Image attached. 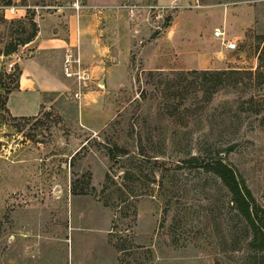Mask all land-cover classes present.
I'll list each match as a JSON object with an SVG mask.
<instances>
[{
  "label": "rangeland",
  "instance_id": "374dc122",
  "mask_svg": "<svg viewBox=\"0 0 264 264\" xmlns=\"http://www.w3.org/2000/svg\"><path fill=\"white\" fill-rule=\"evenodd\" d=\"M98 1L117 4L122 34L116 43L121 66L101 74L109 80L103 96L92 90L103 89L98 75L83 87L89 92L84 108L73 95V78L67 92L46 95L30 119H11L0 102V264L27 263L30 250L20 255L21 247H36L43 233L52 241L48 264L59 256L64 264H77L78 256L84 264L85 251L93 259L101 255L103 264H117L120 256L128 264H236L238 252L223 248L237 218L214 175L165 170L150 160L130 177L125 207L103 204L100 190L109 168L116 177L127 164L111 163L107 145L137 153L140 137L148 153L177 161L232 143L226 161L264 204V0ZM67 2L10 0L25 7L5 16L7 0H0V96L19 67L22 44L5 50L31 22L38 29V11ZM153 3L176 5L159 11ZM215 27L236 47L228 48ZM191 68L242 72L236 82L225 76L208 98L202 76L178 73ZM81 187L87 192H77ZM119 235L122 252L115 246Z\"/></svg>",
  "mask_w": 264,
  "mask_h": 264
},
{
  "label": "crops",
  "instance_id": "0c3cea01",
  "mask_svg": "<svg viewBox=\"0 0 264 264\" xmlns=\"http://www.w3.org/2000/svg\"><path fill=\"white\" fill-rule=\"evenodd\" d=\"M76 4L79 6L76 7ZM116 5L98 0H68L67 3L50 5L52 9L41 14L38 11L35 36L16 52L15 62L20 69L18 87L12 89L6 99V106L12 115H36L46 102V95L61 94L70 89V77L63 73L66 49L78 55L83 66L89 69L91 78L100 76L98 85H107L109 80L101 74L113 72L121 66L116 44L122 36L118 29L121 23L113 13L117 12ZM104 88L92 90L103 96ZM88 94L85 92L80 96L82 108V98ZM37 236L36 247L30 245L27 248L25 245V250L20 249V255L22 251L30 250V255L24 254L25 264H48L47 261H50L48 247L52 242L51 237L47 233ZM84 257V264H103L101 255L93 259L85 251ZM57 260V264H64L61 256ZM79 260L78 256L77 264Z\"/></svg>",
  "mask_w": 264,
  "mask_h": 264
},
{
  "label": "trees",
  "instance_id": "16d2710c",
  "mask_svg": "<svg viewBox=\"0 0 264 264\" xmlns=\"http://www.w3.org/2000/svg\"><path fill=\"white\" fill-rule=\"evenodd\" d=\"M8 3H10V0H7L6 4ZM20 22L21 24H24L23 21ZM31 24V30L23 37H19L11 47L7 48L4 52L5 54L11 53L18 45L28 42L35 36L37 27L35 22H31ZM14 70L15 71L11 73V81L6 84L4 94L0 96L1 106L11 119H30L34 117V115H12L6 106L8 93L12 89L18 87L20 69L17 68V70ZM148 71L150 74L154 73L152 70ZM241 72V69L234 68H191L178 73H189L196 77L202 76V78H204L203 84L205 83L204 86L208 92L207 97L210 98V95L220 88L221 85H218L219 82L222 84L223 79L227 76L228 78H233L236 82L238 80V75ZM207 81L210 83L207 84ZM138 141L139 151L137 153L129 152L128 149L117 143L106 146V153L111 160V163L116 164L119 161H126L127 164L125 165L123 163V165H120L122 171L116 177L115 169L109 168L105 172L104 181L100 190L103 204L109 205L113 202L120 208H122V206L125 207L130 196H127L129 189L125 192L126 188H129L128 181L130 177L135 176L138 169L140 172H143L142 162L144 161L149 162L152 160L151 162L163 167L165 170H172L175 172L178 169H181L183 172L187 169L188 171L196 170L198 172L202 171L204 173H210L211 178L214 175L216 180L218 179L217 182L220 189H222L224 194L227 195V204L233 209V214L237 218L236 223L231 224V229H229L230 235H233L230 241L231 243L228 247L223 248V251L225 253H230L231 255H234L233 253L237 251L238 253H236L234 257L236 264H264V204L260 203L255 198L238 169L226 161V157L223 154L232 148V143L223 148L214 146L205 151H198L195 153L190 152L177 161H167L165 159L159 160V158L156 157L157 155L148 153L146 146L142 143L140 137ZM140 167H142V169H140ZM117 177H119L121 181L117 180ZM112 187L118 191L117 201L112 200ZM77 192L86 193L87 189L81 187L77 189ZM133 192L132 189V193ZM110 233L113 235L116 231H110ZM125 244L123 238L119 235L117 241H115L116 248L122 252L126 248ZM145 250L150 251V248L146 247ZM117 264H128V262L124 256H120L117 260Z\"/></svg>",
  "mask_w": 264,
  "mask_h": 264
},
{
  "label": "built area",
  "instance_id": "2783aa9c",
  "mask_svg": "<svg viewBox=\"0 0 264 264\" xmlns=\"http://www.w3.org/2000/svg\"><path fill=\"white\" fill-rule=\"evenodd\" d=\"M198 1V0H197ZM176 4H159V3H153L150 4L151 7L159 9V11H162L170 6H175ZM3 6V12L4 15L7 16V14L15 15L17 12H19L20 8H24L25 5H18V4H6ZM43 6V5H39ZM50 7V5H46ZM79 5L76 4V7ZM21 12V11H20ZM213 33L216 36L222 37V41L228 48H234L236 47V40H227L225 32L220 27H215L213 30ZM10 65L13 64V62L9 63ZM63 73L66 77L73 78L76 82V89L73 92V95L77 98H80V96L83 94V87L86 84L87 80L90 79V71L87 67L83 66L81 63L78 55L76 53H73L70 49H66L64 53L63 58Z\"/></svg>",
  "mask_w": 264,
  "mask_h": 264
}]
</instances>
